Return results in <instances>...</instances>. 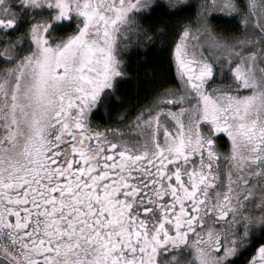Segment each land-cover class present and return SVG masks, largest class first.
I'll return each mask as SVG.
<instances>
[{
	"label": "snow or ice",
	"instance_id": "1",
	"mask_svg": "<svg viewBox=\"0 0 264 264\" xmlns=\"http://www.w3.org/2000/svg\"><path fill=\"white\" fill-rule=\"evenodd\" d=\"M0 264H264V0H0Z\"/></svg>",
	"mask_w": 264,
	"mask_h": 264
},
{
	"label": "trees",
	"instance_id": "2",
	"mask_svg": "<svg viewBox=\"0 0 264 264\" xmlns=\"http://www.w3.org/2000/svg\"><path fill=\"white\" fill-rule=\"evenodd\" d=\"M165 22L174 24L175 20L157 13L150 21L156 26H161ZM216 23L224 30H231L236 26L235 20L227 18H218ZM167 57L168 53L158 48L136 50L128 54V76L121 84L119 100L111 101L107 112L102 109L96 119L110 122L123 108L131 109L147 103L156 91L167 87L173 75Z\"/></svg>",
	"mask_w": 264,
	"mask_h": 264
},
{
	"label": "rangeland",
	"instance_id": "3",
	"mask_svg": "<svg viewBox=\"0 0 264 264\" xmlns=\"http://www.w3.org/2000/svg\"><path fill=\"white\" fill-rule=\"evenodd\" d=\"M225 18V17H228V16H226V15H221L219 18ZM136 50H139V48H135L134 46H133V48L130 50V52H129V54L131 53V52H133V51H136Z\"/></svg>",
	"mask_w": 264,
	"mask_h": 264
},
{
	"label": "flooded vegetation",
	"instance_id": "4",
	"mask_svg": "<svg viewBox=\"0 0 264 264\" xmlns=\"http://www.w3.org/2000/svg\"><path fill=\"white\" fill-rule=\"evenodd\" d=\"M223 18V17H222ZM225 18H227L228 20H233V19H231L230 17H225ZM143 50H145L144 48H139V51H143ZM168 87V86H167Z\"/></svg>",
	"mask_w": 264,
	"mask_h": 264
}]
</instances>
